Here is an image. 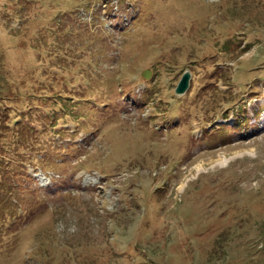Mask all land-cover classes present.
<instances>
[{"label":"rangeland","instance_id":"rangeland-1","mask_svg":"<svg viewBox=\"0 0 264 264\" xmlns=\"http://www.w3.org/2000/svg\"><path fill=\"white\" fill-rule=\"evenodd\" d=\"M0 264H264V0H0Z\"/></svg>","mask_w":264,"mask_h":264},{"label":"water","instance_id":"water-1","mask_svg":"<svg viewBox=\"0 0 264 264\" xmlns=\"http://www.w3.org/2000/svg\"><path fill=\"white\" fill-rule=\"evenodd\" d=\"M143 76L145 78H148L149 77V70H145V72L143 73ZM189 78H190V74L188 71H186L182 74V76L180 77V79L177 82L175 89H174L176 94H182L185 92V90L188 87Z\"/></svg>","mask_w":264,"mask_h":264}]
</instances>
